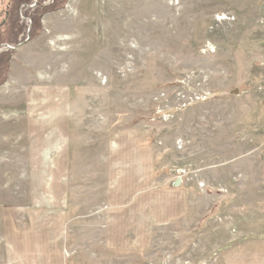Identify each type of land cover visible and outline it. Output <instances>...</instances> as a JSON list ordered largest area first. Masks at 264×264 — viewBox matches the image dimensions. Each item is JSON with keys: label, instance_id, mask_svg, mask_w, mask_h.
Returning <instances> with one entry per match:
<instances>
[{"label": "rangeland", "instance_id": "obj_1", "mask_svg": "<svg viewBox=\"0 0 264 264\" xmlns=\"http://www.w3.org/2000/svg\"><path fill=\"white\" fill-rule=\"evenodd\" d=\"M18 1L0 0V264L264 257V0ZM131 155L187 210L117 248Z\"/></svg>", "mask_w": 264, "mask_h": 264}, {"label": "crops", "instance_id": "obj_2", "mask_svg": "<svg viewBox=\"0 0 264 264\" xmlns=\"http://www.w3.org/2000/svg\"><path fill=\"white\" fill-rule=\"evenodd\" d=\"M27 132V145L30 148L29 130ZM119 151L120 147L115 152L119 153ZM129 158L132 166H138L140 170L130 168L129 179L124 178L125 171H123L124 177L121 181H115L110 191L108 240L111 246L117 248L128 247L136 237L142 238L146 243L148 240L147 227L172 221L177 216H183L187 210L185 191L158 188L152 180L148 182L147 175L144 176L145 173H142L147 166L144 159L138 155H131ZM33 249L36 250L38 256H41V249L38 245L35 244ZM228 259L229 264H264L262 256H238L234 257V262L230 261V257Z\"/></svg>", "mask_w": 264, "mask_h": 264}, {"label": "trees", "instance_id": "obj_3", "mask_svg": "<svg viewBox=\"0 0 264 264\" xmlns=\"http://www.w3.org/2000/svg\"><path fill=\"white\" fill-rule=\"evenodd\" d=\"M55 1H56V0H55ZM18 3L20 4L21 1L19 0ZM15 4H16V3H15ZM54 4H55V3H54ZM54 4L51 6V9H54V7H55ZM15 7H17V6H15ZM57 8H58V7H56L55 9H57ZM7 12H8V13H7ZM6 13L10 15L11 12H9L8 10H6V12H5L4 14H6ZM39 20H40V17H38V18H34V19H33L32 30L36 29V32L39 31V29H38V27H37V26L39 25ZM7 24H8V22H5L3 27H6ZM37 29H38V30H37Z\"/></svg>", "mask_w": 264, "mask_h": 264}, {"label": "built area", "instance_id": "obj_4", "mask_svg": "<svg viewBox=\"0 0 264 264\" xmlns=\"http://www.w3.org/2000/svg\"><path fill=\"white\" fill-rule=\"evenodd\" d=\"M224 16H225V15H222V16L219 15V17H217V20H220V21H227L226 17L224 18ZM179 81H180V80L176 81V82H175V85H177V84L179 83ZM198 100H199V101H204L205 99L200 98V99H198ZM205 101H206V100H205ZM154 103H155V102H154ZM160 112H161V111L158 110V111H157V115H159ZM177 182H180V181H177Z\"/></svg>", "mask_w": 264, "mask_h": 264}, {"label": "bare ground", "instance_id": "obj_5", "mask_svg": "<svg viewBox=\"0 0 264 264\" xmlns=\"http://www.w3.org/2000/svg\"><path fill=\"white\" fill-rule=\"evenodd\" d=\"M44 75V74H43ZM35 90V89H34ZM178 186V185H177ZM156 222V221H155Z\"/></svg>", "mask_w": 264, "mask_h": 264}, {"label": "water", "instance_id": "obj_6", "mask_svg": "<svg viewBox=\"0 0 264 264\" xmlns=\"http://www.w3.org/2000/svg\"><path fill=\"white\" fill-rule=\"evenodd\" d=\"M177 185H178V183H177Z\"/></svg>", "mask_w": 264, "mask_h": 264}]
</instances>
